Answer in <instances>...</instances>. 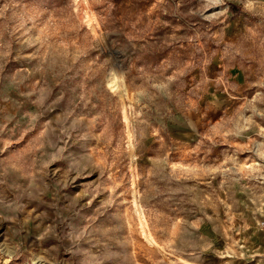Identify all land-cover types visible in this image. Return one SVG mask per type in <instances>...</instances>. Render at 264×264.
Listing matches in <instances>:
<instances>
[{"label":"rangeland","instance_id":"1","mask_svg":"<svg viewBox=\"0 0 264 264\" xmlns=\"http://www.w3.org/2000/svg\"><path fill=\"white\" fill-rule=\"evenodd\" d=\"M264 0H0V264H264Z\"/></svg>","mask_w":264,"mask_h":264},{"label":"built area","instance_id":"2","mask_svg":"<svg viewBox=\"0 0 264 264\" xmlns=\"http://www.w3.org/2000/svg\"><path fill=\"white\" fill-rule=\"evenodd\" d=\"M263 230H264V227H263Z\"/></svg>","mask_w":264,"mask_h":264}]
</instances>
